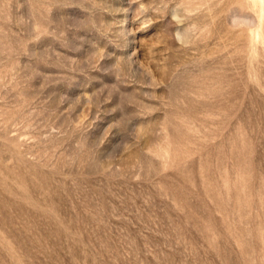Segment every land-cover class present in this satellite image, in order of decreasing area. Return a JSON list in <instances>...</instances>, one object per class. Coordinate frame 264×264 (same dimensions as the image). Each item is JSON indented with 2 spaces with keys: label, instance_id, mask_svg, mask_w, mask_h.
<instances>
[{
  "label": "rangeland",
  "instance_id": "1",
  "mask_svg": "<svg viewBox=\"0 0 264 264\" xmlns=\"http://www.w3.org/2000/svg\"><path fill=\"white\" fill-rule=\"evenodd\" d=\"M0 264H264V0H0Z\"/></svg>",
  "mask_w": 264,
  "mask_h": 264
}]
</instances>
